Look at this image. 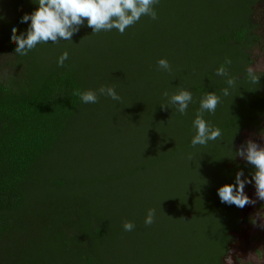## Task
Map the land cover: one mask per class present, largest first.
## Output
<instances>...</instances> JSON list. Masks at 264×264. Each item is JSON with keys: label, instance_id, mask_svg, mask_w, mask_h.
I'll list each match as a JSON object with an SVG mask.
<instances>
[{"label": "trees", "instance_id": "16d2710c", "mask_svg": "<svg viewBox=\"0 0 264 264\" xmlns=\"http://www.w3.org/2000/svg\"><path fill=\"white\" fill-rule=\"evenodd\" d=\"M34 2L0 0V264H221L231 232L248 219L211 188L232 183L239 168L254 171L227 156L243 130H264V72L251 70L255 82L249 75L264 0H158L155 20L142 16L123 34L82 26L72 41L19 55L9 33L13 23L26 33L20 18ZM221 67L225 76L216 74ZM101 87L120 99L100 95ZM89 90L98 94L94 104L76 94ZM182 90L193 96L183 115L169 102ZM209 92L220 103L203 118L222 136L194 148L193 120ZM172 126L183 142L164 141V151L156 139L171 141ZM201 152L202 167L193 160L190 173L169 164ZM204 174L211 188L201 185ZM178 175L191 176V190L172 187ZM194 202H206L207 215L215 206L211 216L221 207L223 220L214 227ZM189 205L199 211L194 218ZM149 210L154 222L146 225Z\"/></svg>", "mask_w": 264, "mask_h": 264}, {"label": "clouds", "instance_id": "9594fccd", "mask_svg": "<svg viewBox=\"0 0 264 264\" xmlns=\"http://www.w3.org/2000/svg\"><path fill=\"white\" fill-rule=\"evenodd\" d=\"M34 3L37 5L35 10L20 18L21 23L28 24L26 33L17 35L15 23L11 26L9 35L16 42L14 51L19 55H26L28 51L33 50L41 43H57L60 40L72 41V37L79 32L82 26L92 29V33L115 29L123 34L142 16H149L155 20L157 13L154 6L158 0H35ZM67 59L68 53L65 51L58 58V65L62 67ZM158 65L162 70H170L166 59H160ZM216 74L225 76L226 71L221 67L217 69ZM249 75L255 82L257 78L252 75L251 69ZM227 84L229 87H233L235 81L230 78L227 80ZM98 91L100 95H106L113 100L120 99L111 87H101ZM76 94L85 104H94L98 100L96 91L89 90ZM229 95V88L223 89V96ZM169 102L176 107V111L183 115L186 114L189 104L193 102V96L190 91L182 90L172 95ZM219 103L220 97L213 92H209L201 99L200 110L193 120L195 135L191 139V145L194 148L197 145L204 146L210 141H217L221 138L220 128L214 127L203 118L204 112L214 114ZM228 151L232 155L227 157L233 160L237 158L242 160L246 165H251L254 171L245 175L244 169L239 168L232 183H225L217 189L220 202L243 209L246 205H255L257 200L264 201V146L248 139L235 151H232L231 147H228ZM250 184L254 185L256 200L251 199L245 192L246 186ZM144 222L146 225H151L154 222L153 210H149ZM123 227L125 231H132L134 224L125 222ZM224 264H229L228 257H225Z\"/></svg>", "mask_w": 264, "mask_h": 264}, {"label": "rangeland", "instance_id": "374dc122", "mask_svg": "<svg viewBox=\"0 0 264 264\" xmlns=\"http://www.w3.org/2000/svg\"><path fill=\"white\" fill-rule=\"evenodd\" d=\"M255 17H256V20L260 23L259 33L262 36V41L252 51L254 62L251 65L250 69L252 71L262 73L264 72V3H260L257 5ZM1 61L2 60L0 59V62ZM148 114L150 115L149 108H148ZM149 122L150 121H148V127L153 129L154 131L159 132L160 124H156L152 126L150 125L151 123ZM263 124H264V119L262 122V126ZM172 127L176 130L172 129V133H169L172 136L171 141L168 142L166 138L165 140H163L160 137V135H158L156 140H160L159 145L161 147L163 146L164 141H166L169 145L174 143L172 144L173 148L176 147L178 143L183 142L180 139L181 133L180 131H177V126H172ZM248 139H252L255 142H257L260 146H264V134L260 133L258 129H250V130L248 129V130L243 131L242 138L239 142V145H242ZM167 148L168 146L165 143L163 146V150L165 151L167 150ZM200 155H203V157H205L207 156V153L201 152L199 155L196 156V158L194 157L193 154H190V155L186 154L185 157L176 156L174 159H172V161L169 162V164H171V168H173L172 169L173 171L176 170V172L180 173L182 170H184V172L190 173V170H192V166L195 161H196V165L198 168L202 167V161L198 162V159H197L199 157H202ZM202 181H203L201 184L202 186L203 185L206 186L207 184V186L211 188L214 185L213 183L209 182V179L207 178L205 174L202 176ZM172 185H173L172 187H175L177 191H180L183 188L191 190L190 187H193V181L191 179V176L189 177V175H178L176 179L173 181ZM205 186H204V189H210V188H205ZM211 189L217 193L218 187H214V189L213 188ZM188 190H187V193L191 195V193ZM245 192L251 199L256 200V193H255L254 185H251V184L247 185L245 188ZM194 205L196 207L201 206V205L197 206L195 202H194ZM202 206H204L206 209L202 208ZM202 206L199 208V211L204 212V214L207 213L206 212L207 203L204 202ZM196 207H194L193 205H189L188 211L191 217H193L194 215H195L194 217H196V215L198 214L199 211L196 209ZM214 207L215 206H212V211L210 210V212L208 213L209 215L205 214L204 217L206 221H211V223L214 224V227H216V224L219 223L220 220H223L222 219L223 216L221 215L223 209L221 207L216 209L214 211L216 212V216H211L212 215L211 213L213 212ZM242 212L248 215L249 221L244 226L243 231L239 233V235L234 237L232 240L233 248L236 249V252H235V255H233V258L232 257L228 258L229 262L230 264H264V201L257 200L255 205H246L242 209ZM210 216L212 218H210ZM193 222H195V220ZM193 222L190 224H193ZM212 228L213 227H210V229ZM211 235H213V233L207 232L204 236L205 242L203 246L205 247V249L209 245L208 244L210 242L209 236ZM144 246H146L145 242H144ZM192 246H194L193 243H192ZM146 251L144 252L145 254H143V256L145 255L144 258L146 257ZM190 251L192 253L193 248H191ZM143 263L144 262H140V264H143Z\"/></svg>", "mask_w": 264, "mask_h": 264}, {"label": "flooded vegetation", "instance_id": "af4514ba", "mask_svg": "<svg viewBox=\"0 0 264 264\" xmlns=\"http://www.w3.org/2000/svg\"><path fill=\"white\" fill-rule=\"evenodd\" d=\"M263 122V121H262ZM263 126H264V124H263ZM250 129H257V128H249V130ZM245 130H248V129H245ZM245 130H243V131H245ZM243 131L240 133V138H239V140H237L236 142H235V144H236V147L238 148L240 145H239V142H240V140H241V138H242V133H243ZM260 133H263L264 134V130H263V132H261V131H259ZM237 160H238V163H243V164H245L242 160H239L238 158H237ZM240 211H241V216H242V220H244V219H248V220H244L243 222H242V224H241V228L239 229V230H236V231H232L231 232V240H230V242H229V248H228V250L226 251V253H225V255L222 257V262H221V264H224V259H225V257H228V258H233V255H235V252H236V249H234L233 248V244H232V240H233V238L234 237H236L237 235H239V233H241L242 231H243V229H244V226L248 223V221H249V217H248V215H246L245 213H243L242 212V209H240ZM229 264H230V262H229Z\"/></svg>", "mask_w": 264, "mask_h": 264}]
</instances>
